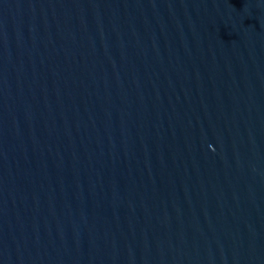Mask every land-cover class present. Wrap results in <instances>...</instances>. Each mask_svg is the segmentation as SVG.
I'll use <instances>...</instances> for the list:
<instances>
[{"label":"water","instance_id":"1","mask_svg":"<svg viewBox=\"0 0 264 264\" xmlns=\"http://www.w3.org/2000/svg\"><path fill=\"white\" fill-rule=\"evenodd\" d=\"M0 264H264V0H0Z\"/></svg>","mask_w":264,"mask_h":264}]
</instances>
